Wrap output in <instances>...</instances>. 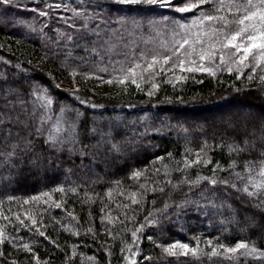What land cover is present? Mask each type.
<instances>
[{
	"label": "trees",
	"instance_id": "1",
	"mask_svg": "<svg viewBox=\"0 0 264 264\" xmlns=\"http://www.w3.org/2000/svg\"><path fill=\"white\" fill-rule=\"evenodd\" d=\"M48 3L59 2V0H47ZM65 3L75 6V0H64ZM41 0H13L11 5L0 4V73L7 72L9 75L15 73L17 77L27 76L30 82L47 87L49 94L54 98V108L59 112L60 105L66 109V117L69 121L81 114L77 120V127L83 132L84 128L97 129L95 136H89L86 140L90 145H95L100 138L99 133L111 132L112 142L119 143L120 152H109L107 148H101L103 153L99 165L93 169V173L85 174L78 170L68 159L67 154L60 159L63 164L59 170L55 166L45 164L39 168L25 165L19 174H11L12 182H0V212L12 218L8 220L0 218V227L5 229L6 235L23 238L24 242L32 244L36 249L41 261L51 259L53 264H64L65 253L55 249L42 237H33L26 228L21 227L19 232H13V226L17 225L15 214L23 219L25 213L41 212L43 223L47 225L46 234L57 241L62 247L67 245L65 251L71 255V245H80L77 248L76 264H131V260L125 261L123 256H130L128 251L121 253V247L133 243L131 232L140 223H144L145 216L149 212L159 218V223L147 226L140 237L138 246L140 254L131 259L137 260L138 264H148L143 256H151L152 264H236L224 257L201 256L167 257L161 254V248L155 245H166L177 240L190 243L195 246L197 238L200 247L207 251L206 241L216 239L227 246H234L235 242L243 237L258 241L257 246L264 248V237L260 236V230L255 231L243 228L247 217L254 212L256 220H261L259 210L255 209L246 199H241L235 189L219 187L217 196L224 199L231 208L214 209L210 206L206 211L196 210L195 205H186L183 210L172 209L167 216H162L160 210L164 203L169 204V195L176 202H181L182 194L187 192L186 186L175 189L174 185L181 178V173L174 171L176 163L184 159L186 149H191L194 155L207 141V156L213 162H218L227 169L235 161L234 171L241 172L246 160L258 158L259 148L251 153H242L239 156L231 155L227 146L232 138L231 124H243L264 117V82L259 76L264 75V70L257 68L256 73H251L254 78L248 79L250 68H244L242 73L233 71L229 73L225 68L215 69V75L208 72L181 73L179 69L173 74L171 71L166 75L158 74L151 78L138 80L140 90L135 85L129 84L124 90L119 86H111L100 83L95 79L96 75L104 76L106 79L115 74L113 66L107 60L101 62L99 58L85 57L77 68L76 64L63 63V55H53L51 43L40 34L44 23L50 28L64 30L62 22L56 20V13L51 19L40 18L32 9L40 4ZM43 6V5H41ZM210 7V6H205ZM61 15L70 13L60 12ZM198 15V13H196ZM117 16L127 17L123 25L113 24L119 34L114 37L113 43L118 50H123L126 45L129 49L139 51L141 49L158 48L163 42L165 32H172L175 28L173 20L179 22L181 19L193 17V13H175L169 9H156L155 12L144 13L137 11H123L111 13L113 21ZM162 16L169 17L166 22L156 25L150 21H161ZM138 21V26L132 24V20ZM32 24L37 31L33 32L28 27ZM48 31V29H46ZM49 35L52 32L49 31ZM63 52V49L60 50ZM47 53L48 58L43 59ZM82 55L81 50L73 52L75 58ZM119 57H114L117 59ZM10 61L8 65L4 61ZM218 62V61H217ZM16 63L21 64V69H15ZM205 66H213L208 62ZM107 68L106 72H100V68ZM118 68L119 65H116ZM71 68H77L81 74L77 75L73 83V77L69 75ZM177 71V72H176ZM177 73V74H176ZM94 74V75H91ZM185 79H178L179 76ZM240 76L237 79V76ZM153 83L157 85L154 89ZM58 85V87H57ZM78 89V91H75ZM153 95L149 96L148 92ZM90 101L82 104L80 101ZM228 103V104H227ZM92 105H96L92 107ZM227 106V112L223 117L221 107ZM237 107V110L231 106ZM241 109V110H239ZM239 111H243V115ZM255 112L257 115L251 114ZM226 116V117H225ZM215 135L216 147L212 137ZM169 154H171L169 156ZM162 157L163 159H157ZM79 165V158H73ZM87 163V161H85ZM208 168L196 166L188 170L190 179H196L197 174L201 177L211 176ZM72 168V173L67 170ZM155 168L160 171L157 174ZM134 171H140L141 177L132 178ZM165 172L173 181L172 185L164 183ZM0 173L8 176L9 173L0 169ZM220 176H228L227 172H220ZM97 176L100 177L97 180ZM257 180L259 176L255 177ZM87 181V185H80L79 195L67 197L55 191L60 186L68 187L72 184H80ZM159 181L154 184L152 181ZM119 182V183H117ZM146 184L148 191L143 195L140 203L132 204L131 193L136 191L140 199V185ZM156 188L155 192L152 188ZM164 187V193L159 191ZM85 190L93 203L81 207ZM48 193L51 200L67 199V210L74 211L77 220L67 217V211L56 209L54 206L44 204L43 193ZM38 196V202L31 201V197ZM191 199H198V194ZM12 198L11 200L9 198ZM24 200H29L24 204ZM155 201V204H153ZM51 204V201L49 202ZM201 201V204H204ZM219 203V200H217ZM128 207L124 208L123 205ZM47 208V211L44 209ZM101 208L104 209L101 212ZM103 216V221L101 217ZM231 220V223L228 221ZM123 222V224H121ZM239 222V223H237ZM26 223H30L26 221ZM64 225H68L65 228ZM88 227H92L97 233L95 240L92 234H86ZM105 229L111 231L113 236L105 233ZM79 230L80 235H72V231ZM119 233V235H116ZM151 235L155 244L147 240ZM115 237V238H113ZM33 240L40 241L33 243ZM123 240L124 243L121 241ZM87 245V246H85ZM3 251L8 254L7 260L19 256L24 259L23 253H17L10 244L3 246ZM135 251V248H133ZM10 253V254H9ZM111 253V254H109ZM82 254V255H81ZM88 257H95L89 261ZM249 264H264V260L250 259Z\"/></svg>",
	"mask_w": 264,
	"mask_h": 264
},
{
	"label": "snow or ice",
	"instance_id": "2",
	"mask_svg": "<svg viewBox=\"0 0 264 264\" xmlns=\"http://www.w3.org/2000/svg\"><path fill=\"white\" fill-rule=\"evenodd\" d=\"M12 3L13 0H0V4L3 5ZM206 5L210 7L206 8ZM156 9H169L180 14L193 13V19L191 24H181L173 20L175 28L171 32V39L160 43L158 48L136 51L125 45L123 50H118L113 40L119 32L113 27V24L123 25L128 18L117 16L113 21L111 13L125 10L151 13ZM61 11L70 13V15H61L59 14ZM32 12L40 18L49 19L53 13H56V20L64 25V30L61 31L58 28H50L49 24L44 23L39 30L41 36L51 43L54 49L53 55H63V63L66 65L76 64L77 68L85 57L99 58L101 62L107 60L113 66L115 74L110 75L107 79L104 76L96 75L95 79L100 83L119 86L124 90L129 84L135 85L137 90H140L138 80L151 78L158 74L166 75L170 71L174 74L176 69H179L181 73L208 72L215 75L214 67L216 69L226 67L227 71L231 73L233 65H235L237 73H242L246 67L250 68L249 80L254 78L251 73H256L257 68L264 70V0H75V6L65 3L64 0L54 3L41 0V3L37 4ZM169 19V17L162 16L161 21L153 20L150 23L156 25ZM132 24L138 26V21L133 19ZM28 27L33 32L37 31L32 24H29ZM49 31L52 32V35H49ZM61 49L63 52L60 51ZM77 49L82 52L78 59L73 56V52ZM114 57L119 58L114 59ZM47 58V53H45L43 59ZM206 62L214 67H206ZM10 63V61H4L5 65ZM116 65L119 67L117 68ZM14 68L21 69V64L16 63ZM77 68H71L69 71V75L73 77V83L76 82L77 75H84L86 78L90 75L79 73ZM99 71L106 72L107 68H100ZM239 78L238 75L237 79ZM178 79L183 80L185 76L181 75ZM259 79L264 82V75H260ZM152 87L155 89L157 85L153 83ZM148 95H153V92L149 91ZM80 102L82 104L90 103L85 100ZM54 103V98L49 94L47 87H40L30 82L27 76L17 77L15 73L11 75L7 72L0 73V169L9 173L8 176L0 173V182L11 183V174L13 172L19 174L25 165L39 168L48 164L59 170L60 165L64 162L60 158L65 154L78 170L84 171L85 174L93 173V169L102 160L101 148H107L109 152L121 151L120 144L112 142L111 132H100V138L95 145L87 143V138L95 136L97 129L95 127L84 128L81 132L77 127V120L81 114L77 112L76 117L69 121L65 115V107L60 105L59 112H56ZM95 106L92 105V107ZM230 127L233 133V138L227 145L230 154L239 156L259 148L258 158L246 160L242 171L236 172L234 171L235 161L225 169L218 162H213L208 158L207 141L192 159H190L193 155L192 150L186 149L184 159L177 162L174 169L181 173V178L174 187L179 190L186 186L188 191L182 194L181 202H176L169 195V200H172V203L169 204L166 201L160 213L162 216H167L172 209L183 210L186 205H195L198 211H206L209 206L214 209L231 208L230 204L217 196V189L222 186L225 189H235L241 199H246L247 203L259 210L261 220H256L258 213L254 212L246 218L242 227L252 231L259 229L260 236L264 237V117L258 120L254 119L251 122V127L248 122L231 124ZM215 135L214 133L212 137L213 148L217 146ZM74 157L79 158V165H76ZM157 159L162 160L163 158L158 157ZM209 165H214L210 168L211 176L201 177L197 174L196 179L189 178L188 170L190 168L196 166L208 168ZM72 171V168H69L67 174H71ZM159 171V168H155L157 174ZM220 172H227L228 176H220ZM141 175L140 171H134L132 178L138 179ZM256 176H259L260 179L257 180ZM99 179L100 177L97 176V180ZM152 183L159 184L160 182L153 180ZM164 183L173 184L167 172H165ZM80 185L86 186L87 181L82 180L79 185L74 183L68 187L60 186L55 191L64 197L78 196ZM140 190H142L139 192L140 199L137 198L136 191L131 193L129 198L132 204L141 202L143 195L148 191L147 185L141 184ZM156 190L155 187L152 188L153 192ZM159 191L164 193V187H159ZM189 193L193 196L198 194V199H191ZM42 196L45 197V205L67 211V217L73 221L77 220L74 211L67 210V199L51 200L47 192ZM40 199L41 197L38 196L31 197L33 202H38ZM201 201L205 203L201 204ZM29 202V200L23 201L24 204ZM93 202L85 190L81 207ZM123 207L127 208L128 205L124 204ZM47 210V208L44 209V211ZM103 211L104 209L101 208V212ZM0 218L12 222V218L4 215L3 212H0ZM14 218L18 224L13 226V232H19L21 227L26 228L33 237H42L55 249L64 252V264H76L77 248L80 245H71V255L69 256L65 251L67 245L62 247L46 234L47 225L43 223L41 212L34 214L26 212L23 219L19 214H15ZM103 219L102 216L101 220L103 221ZM26 221L30 223H26ZM228 222L231 223V220ZM157 223H159V218L149 212L145 216L144 223L135 227L131 232L133 243L120 249L121 253L125 251L130 253V256H123L125 261L131 260V264H138L137 260L131 259V257L140 254L138 233L142 234L145 227ZM64 227L68 228L69 226L64 225ZM105 233L113 236V233L107 229H105ZM86 234H92L94 240L97 235L92 227L87 228ZM72 235L79 236V230L72 231ZM146 238L155 244L151 235ZM39 242L33 240V243ZM121 242L124 243L123 240ZM6 243L10 244L17 253H23L24 259L17 256L15 259L7 260L8 254L3 251V246ZM205 243L207 251L200 247L198 238L195 246L179 240L155 246L160 247L161 254L167 257L178 258L191 255L194 258L204 256L211 259L222 256L229 261L235 260L236 264H249V257L264 260V248L258 247V241L252 240L250 237L248 239L239 238L234 246L220 243L218 238L215 244L212 240ZM94 259L95 257H88L89 261ZM142 259L148 264H152L151 256H143ZM0 264H53V262L51 259L41 261L32 244L24 242L22 237L6 235L5 229L0 227Z\"/></svg>",
	"mask_w": 264,
	"mask_h": 264
},
{
	"label": "rangeland",
	"instance_id": "3",
	"mask_svg": "<svg viewBox=\"0 0 264 264\" xmlns=\"http://www.w3.org/2000/svg\"><path fill=\"white\" fill-rule=\"evenodd\" d=\"M184 19H186V18H184ZM184 19H181L178 23H181V24H191V22H192V19H193V17H191V18H187V21L186 20H184ZM137 21V20H136ZM171 39V32L169 33V32H165V35H163V41H166V40H170ZM0 43H1V41H0ZM218 63V62H217ZM214 67V66H213ZM216 69V68H215ZM221 69H223V68H221ZM221 69H218L219 71L221 70ZM180 71V70H179ZM177 72V71H176ZM177 74V73H176ZM228 104V103H227ZM227 106L228 105H226V106H224V107H221V114L220 115H218V117H223V114L225 113V112H227ZM231 108L232 109H234V111H235V109L237 110V107H235V106H231ZM239 110H241V109H239ZM240 113H241V115H243L244 113H242L243 111H239ZM251 114H252V116H253V114H255V115H257L258 117H260V115L259 114H256L255 112H251ZM226 117V116H225ZM261 117H262V115H261ZM230 127V126H229ZM250 259L252 258V257H249ZM252 259H254V258H252Z\"/></svg>",
	"mask_w": 264,
	"mask_h": 264
}]
</instances>
